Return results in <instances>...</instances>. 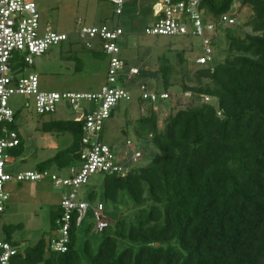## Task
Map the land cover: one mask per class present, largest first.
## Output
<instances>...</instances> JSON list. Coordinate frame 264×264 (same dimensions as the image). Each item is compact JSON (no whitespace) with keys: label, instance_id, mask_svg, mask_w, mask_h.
<instances>
[{"label":"trees","instance_id":"obj_1","mask_svg":"<svg viewBox=\"0 0 264 264\" xmlns=\"http://www.w3.org/2000/svg\"><path fill=\"white\" fill-rule=\"evenodd\" d=\"M235 3L252 10L243 26L250 32L227 34L225 59L217 60L214 70L200 68L191 80L195 87H183L196 99H215L217 106L180 110L162 130L156 112L141 117L136 135L150 137L159 153L126 176L106 175L104 201L118 215L116 222L100 234L91 233L90 222L81 248L73 228L65 254L54 252L43 237L19 253L17 264H264V0H201V7L218 19ZM161 60L169 92L175 68ZM78 65L79 71V59ZM43 130L70 132L74 142L37 169L62 171L79 163L83 123L57 119ZM23 153V142L12 151L14 157ZM97 198L95 191L89 194L90 202ZM61 215L60 208L52 216L55 229ZM21 227L5 228L8 242L17 247L12 234Z\"/></svg>","mask_w":264,"mask_h":264},{"label":"built area","instance_id":"obj_2","mask_svg":"<svg viewBox=\"0 0 264 264\" xmlns=\"http://www.w3.org/2000/svg\"><path fill=\"white\" fill-rule=\"evenodd\" d=\"M116 16L125 14L126 0H107ZM132 0L131 3H134ZM236 15L231 12L218 19L201 7V0H155L144 27L148 37H184L201 41V53L196 65L210 67L216 64V43L224 29L235 26ZM81 42L92 51H100L108 58L106 82L98 90L86 93H59L41 89L37 75L21 76L25 65H33L35 58L45 55L52 46L67 42L69 34L43 29L38 5L30 0H0V213L5 212L11 194V183L42 182L50 180L58 187L69 189L60 202L62 215L49 242L51 249L65 254L70 244L72 229H83L91 212L93 232L100 234L111 225L107 208L103 204L85 202L80 189L88 185L90 176L105 174L126 176L135 167L127 168L128 161L120 158L114 147L106 143V126L115 114L120 102L136 103L144 114L157 111L161 103L171 98L169 92H159L148 84L139 83L130 88L131 82L140 76L136 67H130L123 56L120 41L125 31L109 23L87 26L78 20ZM128 69V72H125ZM137 94V96H136ZM13 96L26 100L25 109L39 117L55 116L69 110L75 114L71 121L83 123V138L79 163L68 169L67 175L50 170L22 171L11 174V162L16 157L12 151L22 143L21 132L10 130L18 119L8 105ZM191 97L192 93L187 92ZM209 101L210 97H204ZM21 115V114H20ZM132 150L129 163L137 164L143 154L130 141ZM20 250L11 242L0 241V264H17Z\"/></svg>","mask_w":264,"mask_h":264},{"label":"rangeland","instance_id":"obj_3","mask_svg":"<svg viewBox=\"0 0 264 264\" xmlns=\"http://www.w3.org/2000/svg\"><path fill=\"white\" fill-rule=\"evenodd\" d=\"M38 5L41 16L42 28H50L58 33H65L71 36L70 42L52 46L43 56L35 58L33 65H25L21 76L37 75L41 82V89L48 92L59 93H86L98 91L106 82L108 71V58L104 53L103 57L97 58L92 50L88 49L80 41L78 35V20H82L87 26L110 25L120 26L125 35L120 41L123 49V56L130 67H136L141 74L129 85L130 88L137 87L139 83L148 84L152 89L165 91L164 83L159 72L162 58L170 61L175 68V74L171 80L169 101L161 103L156 112L159 115V127L162 130L169 116L180 110L193 106L211 104L217 106L215 99L207 101L204 98L196 99L187 96L184 85L195 87L194 79L196 72L201 68L196 65V57L201 51V41L197 38L184 37H148L144 34V22L142 18L148 19L155 0H126L125 14L116 16L112 6L107 0H30ZM232 14L236 15L235 26L226 28L220 35L217 47V60L223 61L228 48L227 34L244 36L250 32V28L243 26L252 17V10L249 7H241L235 3ZM146 17V18H145ZM146 23V22H145ZM132 26L137 27L132 32ZM184 57V63L180 62V55ZM77 59V60H76ZM78 59L83 62L82 69L78 68ZM128 72V69L125 71ZM137 96V94H136ZM26 100L22 96H13L9 99L8 105L14 111L20 113L17 123V130L21 132L24 144V153L11 162V174H18L22 171L37 170V166L54 157L57 151L49 150L45 137H50L59 148H69L74 137L70 132L47 133L43 130V124L52 120H71L75 114L69 110L60 112L55 116L39 117L35 112L25 109ZM136 103L120 102L115 114L106 126V143L112 145L120 158L128 161L127 168H142L148 166L159 153L153 145L151 138H140L136 135L137 122L144 114ZM130 141L136 146L137 151L143 157L137 164L129 163L132 155L131 148L127 145ZM51 173L67 175V170L59 171L53 167ZM107 176L105 174H94L90 176L88 185L80 189V196L83 201H89V194L95 191L98 194L94 204H103L104 184ZM10 200L6 204V210L0 213V241L7 240L5 228L22 225L12 234V241L17 242L18 249L25 253L29 248L36 245L43 237L49 244L54 223L52 216L60 211V202L69 189L58 187L53 182L45 179L42 182H25L22 184L11 183ZM107 208V207H106ZM108 218L114 224L118 218L116 213H111L108 208ZM93 222L91 212L84 228L79 230V247L81 248L86 239L88 224ZM93 233V231H91ZM97 245H100L101 238L97 236ZM43 264V263H42Z\"/></svg>","mask_w":264,"mask_h":264},{"label":"crops","instance_id":"obj_4","mask_svg":"<svg viewBox=\"0 0 264 264\" xmlns=\"http://www.w3.org/2000/svg\"><path fill=\"white\" fill-rule=\"evenodd\" d=\"M45 141H47V143L49 145V150H53V151H57V152L59 150H61L59 148L58 144H56V142H54L50 137H45Z\"/></svg>","mask_w":264,"mask_h":264}]
</instances>
